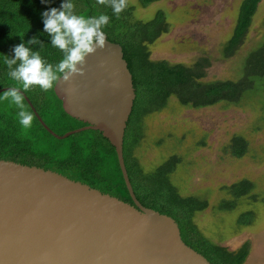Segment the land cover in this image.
Returning a JSON list of instances; mask_svg holds the SVG:
<instances>
[{
	"label": "trees",
	"instance_id": "1",
	"mask_svg": "<svg viewBox=\"0 0 264 264\" xmlns=\"http://www.w3.org/2000/svg\"><path fill=\"white\" fill-rule=\"evenodd\" d=\"M152 1L156 0H140V4L146 5ZM259 1L242 0L233 32L223 47L226 56L233 55L239 48ZM62 2L63 0H0V41L1 49H5L0 54V88L17 83L8 76L4 63L5 55L14 56L13 47L17 44L25 43L32 50L41 49L42 58V53H47V62L53 65L62 59L63 53L60 50L53 47L55 52L52 51L49 42L51 38L43 43V47L28 45L27 41L32 37L26 34L27 30L21 34L18 31L20 26H26L27 19H31L30 14H34L32 19L36 22L32 27L37 33L38 26L43 24L42 12L53 7L59 8ZM73 3L75 12L85 17L100 14L109 16V23L103 31L108 40L121 45L123 57L132 75L135 98L127 120L122 149L128 178L136 198L142 205L173 217L180 228L182 240L211 263L242 264L249 251L247 242L236 250H229L226 246L209 240L193 223L194 212L203 209L206 200L194 195H181L170 180V174L181 157L172 154L153 169L144 170L134 156V150L143 137L142 117L164 107L170 97H175L180 104L190 107H203L220 101L238 103L246 92H253L259 85H264V38L244 55L241 74L237 79L203 80L208 66L206 57H200L192 64L150 59L148 44L168 29V22L161 10L150 19L138 20L132 16L130 5L117 17L111 7L99 5L96 0H73ZM37 37L41 39V36ZM36 90L39 94L43 92L45 100L50 91L56 101L42 106L47 114L57 118L55 115L59 111L60 115L77 123L74 128L83 125V122L64 112L53 88L45 93L39 87H33L25 94L41 119L54 132L56 131L40 112L42 108L36 100ZM24 103L26 110L34 117L30 127H23L19 123V109L9 100L0 106V159L50 169L132 203L115 149L100 131L85 129L63 139L56 138L40 123L26 100ZM225 148L231 155L240 157L247 151V140L241 135H234ZM223 187L229 198L221 200L217 207L219 210H229L237 204L240 197L249 194L253 182L243 178ZM252 218L253 212L247 210L240 213L237 223L247 224Z\"/></svg>",
	"mask_w": 264,
	"mask_h": 264
},
{
	"label": "rangeland",
	"instance_id": "2",
	"mask_svg": "<svg viewBox=\"0 0 264 264\" xmlns=\"http://www.w3.org/2000/svg\"><path fill=\"white\" fill-rule=\"evenodd\" d=\"M241 2L156 0L141 5L140 0H128V5L132 6L135 19H150L161 10L168 22L167 31L148 44L150 59L192 64L206 57L208 66L203 80H216L237 79L244 55L264 38V0H260L239 48L233 55L224 54L223 47L233 32ZM33 15L30 14L26 26L19 27V34L27 30L28 36H41L45 44L50 36L43 32V24L35 32ZM1 47L0 41V54L5 51ZM33 51L42 52L36 48ZM46 54L42 53L47 61ZM14 85L19 86L14 83L5 87ZM47 93L45 100L43 92L39 94L36 90V100L46 122L61 134L76 127L77 123L59 111L57 118L47 114L43 107L56 102L50 91ZM6 102L0 99V106ZM142 124L143 137L134 150L142 168L153 169L170 155H179L181 160L170 174V180L181 195L206 200V206L193 214L196 227L209 240L229 250H236L247 242L249 251L242 264H264V85L246 92L238 103L220 101L190 107L170 97L164 107L143 116ZM234 135L247 140V151L240 157L231 155L225 148ZM243 178L253 182L252 190L240 197L232 209L219 210V202L229 198L223 186ZM247 210L253 212L252 220L238 224V216Z\"/></svg>",
	"mask_w": 264,
	"mask_h": 264
},
{
	"label": "water",
	"instance_id": "3",
	"mask_svg": "<svg viewBox=\"0 0 264 264\" xmlns=\"http://www.w3.org/2000/svg\"><path fill=\"white\" fill-rule=\"evenodd\" d=\"M84 75L60 82L54 94L69 116L114 147L132 203L37 165L0 159V264H214L187 245L170 215L142 205L130 184L123 138L135 98L119 43L86 58ZM8 87L0 88V92Z\"/></svg>",
	"mask_w": 264,
	"mask_h": 264
},
{
	"label": "clouds",
	"instance_id": "4",
	"mask_svg": "<svg viewBox=\"0 0 264 264\" xmlns=\"http://www.w3.org/2000/svg\"><path fill=\"white\" fill-rule=\"evenodd\" d=\"M96 3L111 7L117 17L128 7V0H96ZM41 15L43 32L50 36L51 45L63 53L62 59L56 65L48 63L39 52L33 51L25 43L13 47L14 56H4L7 74L19 86L8 87L0 94V99L9 100L19 109V123L23 127H30L34 119L25 108L24 93L33 87L47 92L61 78L63 83L69 85L68 91H74L72 80L76 75H84L87 56L97 49H104L107 41L103 28L108 25L109 16L85 17L77 14L73 0H63L59 8L45 10ZM27 44L43 47V42L37 36L30 38Z\"/></svg>",
	"mask_w": 264,
	"mask_h": 264
},
{
	"label": "flooded vegetation",
	"instance_id": "5",
	"mask_svg": "<svg viewBox=\"0 0 264 264\" xmlns=\"http://www.w3.org/2000/svg\"><path fill=\"white\" fill-rule=\"evenodd\" d=\"M25 94V93H24ZM26 95V94H25ZM27 97V96H26ZM28 98V97H27ZM26 100V99H25ZM27 101V100H26ZM30 101V100H29ZM31 102V101H30ZM28 103V102H27ZM32 104V103H31ZM32 106H33V104H32ZM31 107V106H30ZM34 107V106H33ZM35 108V107H34ZM32 109V108H31ZM33 110V109H32ZM36 110V109H35ZM37 111V110H36ZM34 112V111H33ZM38 113V112H37ZM36 115V114H35ZM82 122V121H81ZM45 123V122H44ZM46 124V123H45ZM47 125V124H46ZM83 125H86V123L85 122H83ZM83 125H80V126H83ZM48 126V125H47ZM80 126H78V127H80ZM49 127V126H48Z\"/></svg>",
	"mask_w": 264,
	"mask_h": 264
}]
</instances>
